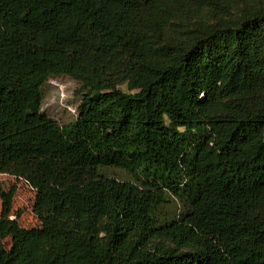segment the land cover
<instances>
[{
	"label": "trees",
	"instance_id": "obj_1",
	"mask_svg": "<svg viewBox=\"0 0 264 264\" xmlns=\"http://www.w3.org/2000/svg\"><path fill=\"white\" fill-rule=\"evenodd\" d=\"M0 174V264H264V0H0Z\"/></svg>",
	"mask_w": 264,
	"mask_h": 264
},
{
	"label": "rangeland",
	"instance_id": "obj_2",
	"mask_svg": "<svg viewBox=\"0 0 264 264\" xmlns=\"http://www.w3.org/2000/svg\"><path fill=\"white\" fill-rule=\"evenodd\" d=\"M77 82L69 77H57L49 79L42 89L41 113L55 120L60 125L73 122L77 116V107L82 95ZM119 89L127 92V87L122 85ZM116 177L124 179L119 171H110ZM14 189L12 210L9 220L14 222V228L5 239L4 245L9 249L11 245L25 232L40 227L39 221L32 212L34 192L20 180L0 174V214L2 207V195ZM180 203L169 199V204L160 209V220H171L180 214Z\"/></svg>",
	"mask_w": 264,
	"mask_h": 264
}]
</instances>
